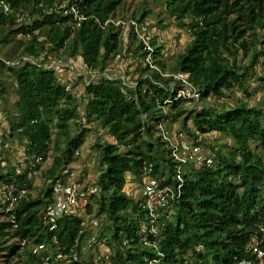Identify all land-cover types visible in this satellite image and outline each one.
I'll return each mask as SVG.
<instances>
[{
  "label": "trees",
  "instance_id": "obj_1",
  "mask_svg": "<svg viewBox=\"0 0 264 264\" xmlns=\"http://www.w3.org/2000/svg\"><path fill=\"white\" fill-rule=\"evenodd\" d=\"M3 1L11 12L0 11V98L8 101L10 80L17 97L6 110L5 135L24 146L26 165L1 157L0 184L27 192L11 209L0 198V264H45L57 251L65 256L47 264H256L252 244L264 252V0H158L160 12L149 0L132 9L134 0ZM161 12L191 39L168 60L150 37L149 63L146 38H137L129 20L155 15L161 24ZM130 55L127 76L111 74L110 60ZM53 56L79 59L91 73L80 95L51 66ZM187 83L198 99L178 96ZM84 120L114 138L92 145L101 193L90 194L87 215H63L52 227L46 208L85 143L91 127ZM163 132H183L211 151L210 163L184 170L179 191L177 161ZM212 132L227 141L213 143L206 137ZM35 173L45 179L42 188L32 183ZM141 175L174 191L159 209L157 233L149 231L142 193L133 197L125 189ZM92 215L107 254L96 241L95 252L82 257Z\"/></svg>",
  "mask_w": 264,
  "mask_h": 264
},
{
  "label": "rangeland",
  "instance_id": "obj_2",
  "mask_svg": "<svg viewBox=\"0 0 264 264\" xmlns=\"http://www.w3.org/2000/svg\"><path fill=\"white\" fill-rule=\"evenodd\" d=\"M149 1L153 7V11H161V5L158 0ZM136 2L137 0L133 1L131 9L136 5ZM161 13L164 19L163 23H157L158 18L155 15H152L150 18L141 23L135 20L138 23V31H136L135 28L134 30L136 31L137 38L139 39L145 37L146 41H149L150 37H155L156 42L162 47L163 56L159 57L167 58L168 60H170L171 56H174L177 52L183 50V48L189 42L191 37L186 29L178 27L172 19L165 15L164 12ZM128 34L129 32L125 30V42L129 41ZM8 47L9 45L6 46V48ZM12 54L13 51L10 50L7 54V57H10ZM133 60L134 59L131 55L128 58L115 56L113 59L110 60L108 70L114 76H127L125 72L129 69L132 64H134V62H132ZM144 61L146 60L144 59ZM51 66L56 68L60 77L68 84L69 87H73V90L77 93V95H80L82 93L83 85L81 81L85 78L90 79L91 73L87 72V69L82 65V62L79 59H73L66 56H62L61 59H58L53 56ZM73 72L74 74H72ZM135 77H137L136 74ZM13 85L14 82L12 80H10L7 84L9 91H11L8 92V101L3 102L0 98V158H7L10 164H16L18 168L21 169L24 168L26 165V153L24 146L19 143V139H15L14 141H12L11 137L7 138L5 135V133H9L10 129L8 121L5 120V118L7 117L6 110L13 108V102L17 98L16 94L12 91ZM83 124H86V126L91 127V129L88 131L83 147L79 150L80 153L78 157L76 158V160L71 162V165H69V169L71 172H73V177L80 181L81 188H94L97 189L96 194H100L101 192H98V188L95 185L96 175L99 171V165L97 162L98 151L92 145L94 141H98L101 139L114 141V138H112L108 133H106L104 129L101 128L100 124L96 122H91L90 124L88 122H85L84 120ZM172 126L173 128L177 127L176 124ZM206 137H208L213 143L217 142L221 144L227 141L223 135L218 134L216 132H212ZM192 144H194V142H192ZM51 160L52 158L51 156H49L47 160L42 164L43 167L48 166ZM31 179L33 185L38 188H42L45 185V179L40 173L32 174ZM141 179L143 181H141ZM144 182V175H141V178L136 177L135 179L134 177V179H130L127 182L125 189L129 192L131 196L139 197L143 192ZM89 200L90 199L88 197V201ZM86 218L88 217L86 216ZM100 230L101 228L99 229V232ZM91 232L92 230H90L89 234ZM88 238H85L84 242H82V247H84V250L82 251V257H85L89 253L95 252L96 250L94 244H91L89 241L87 242ZM96 246L98 247L99 245L96 244ZM104 247L105 246L102 244L99 246L98 249L102 252V255L107 254V250Z\"/></svg>",
  "mask_w": 264,
  "mask_h": 264
},
{
  "label": "built area",
  "instance_id": "obj_3",
  "mask_svg": "<svg viewBox=\"0 0 264 264\" xmlns=\"http://www.w3.org/2000/svg\"><path fill=\"white\" fill-rule=\"evenodd\" d=\"M0 11L8 14L11 12L9 5L0 0ZM70 11L74 12L75 17L80 18L76 11L74 5H71ZM18 21H23L24 16L19 15L17 18ZM118 20L116 23H119ZM130 25L134 26L135 30L138 31L137 21L130 19ZM143 39H145L143 37ZM146 47L149 50L146 55V62L151 63L152 52L151 46L146 41ZM176 78L182 77L183 74L174 75ZM185 80V79H184ZM187 95L193 98L198 99L200 94L195 87L187 83L186 88H180L178 90V96ZM163 136L169 141L171 146V152L174 158L177 161L175 175L177 180L180 181L178 184V191L181 188V181H183V173L186 168H189L192 165H202L208 164L212 161L211 151L202 145V144H192L188 141L186 134L179 132L174 136L168 135L166 132H163ZM40 160V157L37 158V161ZM64 180L59 179L54 185V201L50 203L46 208V223L52 227L56 226L57 219L63 215H69L71 213H81L86 214V204L88 202V197L91 193H95L97 189L94 188H81L80 181L73 177V172L70 169H66L62 173ZM27 192L25 186H17L13 183H4L0 184V198L3 202L7 203V209L13 208L17 205L19 199ZM173 188L170 185H160L158 179L147 176L145 178L143 192H142V206L147 210L149 217V231L152 233H157L155 222L159 213V209L163 207L169 200L170 196L173 194ZM91 230L92 232L88 235V240L91 244L96 243L101 244L97 240L99 233V220L97 218H90ZM146 228V227H145ZM146 239V237H143ZM106 237H102L101 242H105ZM251 248L256 252V264H264L263 250L258 246L257 242L253 243ZM84 250V247H82ZM64 252L57 251L54 254L47 255L45 259V264L53 258L56 260L62 259L64 257ZM157 263L159 260H154ZM97 264H106L103 261H97ZM153 264V263H152Z\"/></svg>",
  "mask_w": 264,
  "mask_h": 264
}]
</instances>
